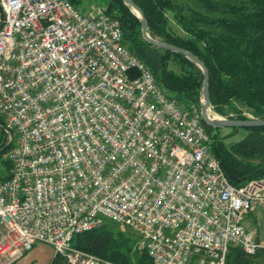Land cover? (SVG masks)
Wrapping results in <instances>:
<instances>
[{
  "label": "built area",
  "instance_id": "2783aa9c",
  "mask_svg": "<svg viewBox=\"0 0 264 264\" xmlns=\"http://www.w3.org/2000/svg\"><path fill=\"white\" fill-rule=\"evenodd\" d=\"M0 135V264L37 243L67 264H117L72 245L107 223L150 264L260 248L244 221L264 209V179L228 182L200 110L166 95L105 7L0 0Z\"/></svg>",
  "mask_w": 264,
  "mask_h": 264
},
{
  "label": "trees",
  "instance_id": "16d2710c",
  "mask_svg": "<svg viewBox=\"0 0 264 264\" xmlns=\"http://www.w3.org/2000/svg\"><path fill=\"white\" fill-rule=\"evenodd\" d=\"M132 1L142 10L152 38L190 52L207 68L213 112L232 114L231 120H248V116L264 120V0ZM70 2L76 9L82 4L81 0ZM105 4L106 13L119 21L130 51L149 68L166 95L200 109L201 71L183 55L144 42L139 20L122 0ZM171 63L178 72L169 68ZM235 105L248 115L237 111ZM202 125L211 138V152L233 187L264 179V127L213 129ZM223 131L227 135L222 136ZM240 132V138H235ZM10 169L9 162L0 160V180L9 177ZM112 225L116 226L107 223L77 235L73 247L117 264H132L135 242L111 229ZM256 254L248 256L233 247L226 264H252ZM141 255L136 264H150L147 256ZM50 264L67 263L56 256Z\"/></svg>",
  "mask_w": 264,
  "mask_h": 264
},
{
  "label": "water",
  "instance_id": "95a60500",
  "mask_svg": "<svg viewBox=\"0 0 264 264\" xmlns=\"http://www.w3.org/2000/svg\"><path fill=\"white\" fill-rule=\"evenodd\" d=\"M126 6H128L131 12L139 20L141 27V37L152 47L161 49L164 51L178 53L183 55L188 61L193 63L202 73V87H201V102H200V116L202 122L213 129H225V128H258L264 127V120L260 119H248V120H231L215 117L211 111L210 95L208 88L209 73L204 64L197 59L190 52L178 48L174 45L167 44L160 40L152 38L147 30V22L142 10L132 0H122Z\"/></svg>",
  "mask_w": 264,
  "mask_h": 264
},
{
  "label": "rangeland",
  "instance_id": "374dc122",
  "mask_svg": "<svg viewBox=\"0 0 264 264\" xmlns=\"http://www.w3.org/2000/svg\"><path fill=\"white\" fill-rule=\"evenodd\" d=\"M82 4L78 7V9L82 12V13H87L95 8H99V7H105L106 8V2L107 0H81ZM170 69H174L175 71L178 72V68L176 66L173 65V63L170 64L169 66ZM237 111H244V109L242 107H240L239 105H235ZM212 114L216 115L218 118H223V119H229L230 116H232V114H228L226 116H220L218 114H216L215 112H213L212 108H211ZM233 115H235V113H233ZM243 115H248L245 113H243ZM250 117V116H248ZM228 132L223 131L222 132V136L227 135ZM242 135V132L238 133L236 135L235 138H240V136ZM0 143L4 142V137H1L0 135ZM229 141V139L227 140ZM1 146H4L3 144ZM0 146V147H1ZM111 229H115L118 231H121L122 233H124L125 235L129 236L134 242H136V238L137 235L134 234L128 227L126 226H122V225H116L111 227ZM133 255L132 257V264H136V260L138 258L141 259V257L143 255H141L137 250H135V247H132V253ZM137 255V256H135ZM56 257L55 255V251L53 250L52 247L43 244V243H37L33 249L28 252L20 261H18L17 264H50L52 262V260ZM139 260V259H138Z\"/></svg>",
  "mask_w": 264,
  "mask_h": 264
},
{
  "label": "crops",
  "instance_id": "0c3cea01",
  "mask_svg": "<svg viewBox=\"0 0 264 264\" xmlns=\"http://www.w3.org/2000/svg\"><path fill=\"white\" fill-rule=\"evenodd\" d=\"M244 226L254 234L255 241L260 245L252 264H264V209L249 213L245 218Z\"/></svg>",
  "mask_w": 264,
  "mask_h": 264
},
{
  "label": "bare ground",
  "instance_id": "6f19581e",
  "mask_svg": "<svg viewBox=\"0 0 264 264\" xmlns=\"http://www.w3.org/2000/svg\"><path fill=\"white\" fill-rule=\"evenodd\" d=\"M215 117H217L216 115H214Z\"/></svg>",
  "mask_w": 264,
  "mask_h": 264
}]
</instances>
